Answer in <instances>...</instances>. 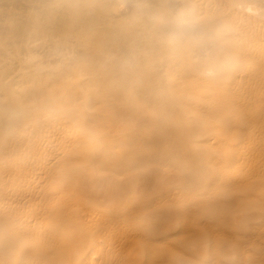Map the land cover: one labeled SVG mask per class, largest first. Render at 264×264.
Returning a JSON list of instances; mask_svg holds the SVG:
<instances>
[{
	"label": "bare ground",
	"instance_id": "6f19581e",
	"mask_svg": "<svg viewBox=\"0 0 264 264\" xmlns=\"http://www.w3.org/2000/svg\"><path fill=\"white\" fill-rule=\"evenodd\" d=\"M120 2L121 3L124 2V4H125L124 6H126V11H119V9L116 10V6ZM119 5H118V8H119ZM121 5L123 6V4H121ZM252 5L254 7H255V5H259L257 7L260 8V5L264 6V0H0V190H2L1 189L2 186H5L4 184L8 185V183H6L8 181L13 182V184L11 183L12 186L9 183V185L11 187H14V184L17 186L18 183L16 184V183H14V181L16 182L18 180L17 178H20V176H23V179H24V176L26 175L27 170L32 168L31 169V171H32L36 167L39 168L40 165L37 166L38 163L39 164H42L41 162H43V164L46 163L47 160L45 162H44V160H42L41 162H40V160L38 162H37V160H35V162L37 163L35 165H33V162H32V160H34L33 157H34L35 152H38L40 150L45 151V149H43V148L41 149V146L38 145L39 142H38V144L37 143L35 144L36 138L40 135L43 136L41 133L44 131L46 134H48L51 130H53V132H54L56 129L57 130L59 129V131H61V129L62 130L66 129L65 130V133H66L67 128L71 129V131H70L71 133L70 134L67 133V135L64 134V136L66 135L68 140L69 139L72 140V145L69 144L71 147H69L68 144H67L68 147L66 145H64L66 148L65 149L63 148V150L66 151L67 148H68L67 151L69 150L65 154V156H66L65 158L69 161V164L70 163H73V164L78 163V164H75L74 166L71 164V166H73V167H71L68 164H64L65 158H64V160L62 159V161H63L62 162L59 160V158H57L58 157L57 156L56 158L59 160V161H57V163L58 162H59V164L61 162L62 163L60 164L59 168H56L57 169V171L55 170L56 172L59 173L60 171L64 170L67 173L68 172L67 170L69 167H70L69 171L71 173L75 172V174H77L76 172L86 171L88 168L94 169V172H93L92 177L90 179H89L90 176L88 177V175L86 176V174H85V176H82V177L79 176L80 178L76 177V179H74L76 181V184L79 183L81 186V183H82L83 187L85 184H87L90 187L87 186L88 189L86 190V192H84L85 190L83 191V193L81 194V196H83V197L75 198V196H76L75 195L74 196L75 199L72 198L73 202H71V203H67L64 200V203H61L62 204L61 210L59 212H57L59 215L56 216V218L60 217V219L62 218V220H63V216L65 214L66 215L72 214V216L67 215L70 217V222L69 221L67 222V220H65V221L63 220L66 223L64 225H62V229L63 230L68 229L69 230L70 228L72 229L73 227H77V229H74V232H71L72 233V234H70L71 239L69 238L70 240L68 241V245H70V243L77 245V251L75 253H73L72 255L70 253L62 254V252H63L62 246L59 247V245H60V242H61V244L63 242L62 238L67 237V236L62 237L60 242H59V240L58 241L53 240V238H51L52 240L51 239L49 240L50 236H52V237L54 236V239L58 238V236L55 234L56 235V238H55V235H53L54 233L52 235H50L52 233L51 231H50V233H48V232L46 233V232L42 231L46 235L45 238H47V236L49 237L48 240L50 242L55 241V242H59V244H58V246H56V244L54 245V247L56 249V254L52 250V248L50 250L48 249L49 251L52 250L54 252L53 253L54 256L52 255L51 252H49V253H51V255L47 254V255L51 256V258H50L51 260L48 259V257H50V256L45 255V253H46L44 251L45 249L42 250V248L47 249L48 246L44 245L45 243L47 244V242L43 241L44 240V237H43L44 234L41 232V234H42L41 236L43 238L41 239L42 241L38 240V241H40L38 243L40 244L41 242H43V245L45 247L43 246L40 249V252L42 253L40 260L41 259L43 260V255H44L47 257L44 260H46V259L50 260V261L47 260V263L49 262V264H86V261L89 259L88 256H91L92 253L94 254L93 251H95V253L97 254L96 249H98V248H99V250L101 249L98 246L101 245L103 248V245L106 244V241H105V244H103V245L101 244V242L104 241V240L102 241V239H104L108 235H109L108 241L110 240V237L112 238L111 235H118V239L119 238L121 239L120 236H122V234H124V233L118 229L121 228L123 230L122 227H125L128 225L131 226V224H134V225H133V227L131 226L132 229H130V231L131 230L134 231L135 229H133V228H135L137 226L136 224L139 223L137 226L138 228L136 229V231L134 233H136L138 230H140V232L141 231H147V232L150 231V232H153L155 234H159V235L168 234L167 236H170V233L168 232L167 229H165V226L163 225L164 224L163 220L166 218V215H167L166 212H150V213L146 212V208H147V211H149L148 206L150 204L151 205L155 204L156 201L161 200L162 197H165L166 199H168V198L165 196L166 194H164V196H162L161 199L159 197L157 199H155L156 198L155 196H154L155 198L151 197L150 199H148L147 193H145L148 191L146 189V187L149 188L150 184L154 185L155 180L161 181L160 173L162 174L161 171H163V169H161V171H160V167H162L161 165H165V167L170 166L171 168L170 167L166 168L167 170L169 169L168 172L170 171V169L175 168V170H177V174H178L177 176H179V178L182 177L185 180L187 185L186 184H184V185H186L188 188L196 187V189H197V186H200L201 184H203L201 176L203 175L202 173L206 169V167L208 168V166H207L208 164L206 166L204 165V163H205L204 160L207 159L208 157L205 156L206 158L205 157L203 158L201 148L204 144H205V146H207V148L208 147L210 148L209 145H206V143H208L210 140L207 139L206 137H202V134L204 132L207 133L206 131H208V130L205 131L203 129L202 124H203V121L211 120V118H209L210 116L208 117L207 115H202L203 114L202 111H198V113L200 112L199 115H196L195 114L196 112L194 113V111H193V109L195 108L194 107L195 104L193 105L194 95L190 93V89L193 88V85H192V87L189 86L191 82L188 83V81L190 79H191V81L194 80V79H192V78H194V77H192L194 75H197V77H198L199 75L204 74V73H208V72L209 73L213 72V74L216 73V74L222 75V76L223 75L228 76V74L231 75V73H232L231 67L233 65L232 64L230 65V63L232 62V59L240 57V59L242 58L243 62H245L249 58L248 55L251 54V51L255 47L252 48V47H250L251 45L248 44L247 46L252 48V50H251L250 48L246 49L247 43H245L246 48H244L243 46L237 45V43H236L237 39L241 38L240 37L241 35L239 36V34H241L242 31L240 33H238L235 29L242 30V28L237 27V25H236L235 26L236 28L234 27L235 29H232L233 27H231V22L233 23V21H231V20L234 17V15H236L239 11L242 12V11H246V10L255 9L256 7L254 8ZM122 6H121V8H122ZM263 6H261L262 7L261 9L264 8ZM260 13H262V12H260ZM260 15H262V14H260ZM177 17H184L187 19H195L199 22L200 27H201L200 42L191 43L188 41H175L172 38L171 26H172L173 22L177 19ZM251 17L253 18V16H251ZM234 20L236 21L237 19H234ZM239 20H240V18H239ZM257 20H259V19H256V21ZM260 21H262V20H260ZM242 22L239 21L238 26L239 25L242 26L240 24ZM250 22H251V20H250ZM263 22H264V20H263ZM234 24H236V23H233V25ZM263 26H264V23H263ZM225 27H228L227 29L229 30L227 35H223L221 33V29L225 28ZM246 27H248V26H246ZM260 27H262V26H260ZM257 30H255V31L257 32ZM247 31H249V30H246V32H245V29H244L242 34L243 35L247 34ZM255 31H254V33H255ZM254 33L252 34V32H251L252 35H254ZM249 34L250 33H248V35ZM251 34L249 36L250 39L253 38L251 36ZM259 34H262V33H259ZM238 36H239V38H238ZM255 36H258V35L255 34L254 38H255ZM262 36H261V38H262ZM249 37H248V39H249ZM258 38H259V36H258ZM37 39H39L40 42L38 41L36 43H40L41 45L45 43V46L47 48V49L45 48V50L49 54V56L50 55L55 56V57H50V59L54 58L53 60H49L48 55H46V57H47L46 59H48V60H45V58H44V60H42V57L39 58L41 60H38V59L36 60L34 58V53L36 51L35 46L37 45L34 41L35 40L37 41ZM40 39L43 40L44 42L41 43ZM248 39H247V41H248V43H250L249 42L250 39L249 40ZM253 41L256 42V38H255V40L252 39V42ZM33 42H34V44H36L35 46H33ZM257 42H258V39H257ZM257 42H256V44H257ZM40 44L38 45V47L41 46ZM252 45L254 46V42ZM255 46H257V45H255ZM42 47H43V45H42ZM241 47H243V48H241ZM39 49H40V47H39ZM260 49L261 48H259L258 50H260ZM258 50H257V52L255 51L256 52L255 53L256 56L254 54L255 57H258L257 56L258 55L257 53L259 52ZM262 50H264V49H262ZM38 51L42 52L41 50H38ZM45 54L46 53H43L42 56ZM262 55H264V53ZM251 58H254V57H251ZM246 62H245V64H246ZM182 66L185 67V69H186L184 75H178V74L175 75L171 72L172 70L176 72ZM181 69H179V70H181ZM255 69H256V67H255ZM182 70H184V68ZM182 70H181V74L184 72V71L182 72ZM235 77L232 78L231 81H234V79H236ZM203 78H205V77H203ZM180 80L185 81V83H188L189 85L188 86L182 85V84H184V82H182V81L180 82ZM198 80H200V78ZM258 82H259V80H258ZM219 84L220 83H217V85H219ZM180 85H182V86H180ZM211 85L209 87L213 88L214 86H211ZM249 86H250V84H249ZM203 87L207 88L208 87L207 83H205V85ZM198 90H200V89H198ZM193 92H194V90H193ZM196 93L198 95V91ZM198 96L200 97V95H198ZM239 97H241V96H239ZM204 105H206V104H204ZM217 106H218V104H217ZM217 106H215V107H217ZM217 112H218V110H217ZM200 115H202V116H200ZM214 115H216V113H214L212 116L214 117ZM263 116H264V112H263ZM149 121H151V122H149ZM250 121L251 120H249V122ZM262 121H264V120H262ZM228 122H230V121H225V123H227V124H228ZM251 124H252V122H251ZM222 125H223V123H222ZM228 126H230V125H228ZM46 127H48V129L52 127V129L51 130L49 129V131H46L47 130ZM145 127L150 128V131H149V129H148V131H146ZM222 128H224L225 130L226 129L228 130L231 127L228 128V127H226V124H225L222 126ZM59 131H57V132H59ZM244 131H246V130H244ZM242 132H243V130L241 131V133ZM45 133H44V135H46ZM61 133H64V132H61ZM243 133H245V132H243ZM50 135H51V132H50ZM59 136H61V135H59ZM48 137H46V139ZM52 137L55 138V136H52ZM52 137H51V139H52ZM62 137H60V138L62 139ZM43 138H45V137H43ZM56 138L52 139V140H55V142H56V140H61L59 137H58L59 139H56ZM67 138H65L66 141H67ZM51 139H49V142H47V144H45V145H48L49 148H51L50 146H52L51 145L52 143H50L52 141ZM250 139H252V138H250ZM38 140H41V139H38ZM43 141H47V140H43ZM43 141L41 140L40 142H43ZM60 142L57 141V143H60ZM48 143H50V144H48ZM228 143H230V142H228ZM41 145H44V144L41 143ZM62 145H63V143H62ZM144 145H146V146H144ZM61 146H60V148H61ZM48 147H46V148H48ZM54 147H55V145H54ZM58 148L59 147H57V149ZM60 148L57 151V153L60 151ZM52 149H53V146H52ZM54 149L52 150V154H53V152H56V151H54ZM57 149H55V150H57ZM213 149L214 148L211 149L212 152L217 150V149H214V150ZM41 153H42V151H41ZM47 153H48L47 156H49L50 151ZM220 153H218V154H220ZM43 154H42V157L44 156V158H46L47 157L45 155L46 152ZM52 154H51V156H53ZM63 154H64V152H63ZM56 155H58V154H56ZM59 155H61L60 156V158H61L62 157L61 152ZM40 157H41V154H40ZM30 158H33V159L31 160ZM49 160L50 159H48V161ZM210 160L211 159H209V161ZM68 161H66V162H68ZM203 161H204V163H203ZM213 161H214V159H213ZM46 165H47V163H46ZM46 165H43V168H42L43 172L45 171L44 168L47 167ZM51 165L52 164H50L49 165L50 167H47V168H48V171L52 170V173H53V172H55L53 170V168L55 166L52 168ZM57 166L58 165H56V167ZM146 166H148V168H149V169H147L148 171H145L142 169L144 167L146 168ZM165 167H162V168L165 169ZM252 167H254V165ZM255 168H257V167H255ZM39 169H37V170H39ZM58 169L60 171H58ZM233 169L234 168H232V170ZM37 170L35 169L34 171L36 172ZM134 170H137V172L136 173L133 172ZM46 171H47V169H46ZM89 171L91 172V170H89ZM89 171L88 172L86 171V172L90 173ZM35 172L33 174L34 176L37 175ZM40 172L41 171H39V174H40ZM70 172H68V174H70ZM165 172H167V171H165ZM172 172H173V170L169 173L173 174ZM217 172L219 173V171H217ZM47 173L49 174L50 172H47ZM200 173H201V176H200ZM204 173H205L204 178H206V174H208V173H206V171ZM55 174H57V173H55ZM60 174L63 177H65V175L63 174V171L61 173L57 174L61 178ZM72 174H71V176H73ZM96 174H99V175H96ZM82 175H84V174H82ZM167 175L165 174V176H167ZM26 176H28V175H26ZM26 176H25V178H26ZM71 176H68L69 179H68V177H66L65 179L63 177H62L63 179H60L58 177L61 180V182L63 183V184L61 183V186H63L65 183V184H70V185H68V187H70L72 184V183H70V181H71L70 177ZM168 176L170 177V174ZM168 176L166 178H168ZM207 176H209V174ZM38 177H41V176L38 175ZM199 177H201V178L199 179ZM34 178L35 177H33L31 179V181ZM49 178H50V176H49ZM77 178H79V179H77ZM171 178H169V179H171ZM263 178L261 181H263ZM149 179H151L150 182H148ZM24 180L27 181V178ZM134 180H136V182L138 180H140L139 181V182H141V183H139L140 185L139 186L135 185L136 183ZM238 180H241V179H237L235 182H237ZM253 180H255V179H253ZM215 182H216V180H215ZM227 182H226V184H227ZM231 182H233L232 184H234L236 186L235 189H239V187L237 188V185H238L237 183H234V181H231ZM242 182H244V184H245V179ZM147 183L149 186H146ZM172 183H173V181H172ZM179 183H180V181H179ZM216 183L218 184V182H216ZM222 183H224V181H222ZM238 183H239V181H238ZM259 183L260 182H258V184ZM28 184H29V182H28ZM59 184H60V181H59ZM76 184H75V187L73 188V190L77 189V191H75L74 193L75 194L81 193V192H79L80 187L77 188ZM219 184H221V183L219 182ZM219 184H218V186H222L224 189L225 185L223 186V184L222 185H219ZM229 184L231 185L230 182H229ZM25 185H27V184H25ZM30 185L31 184H29L28 187H30ZM36 185H38V182ZM211 185L214 186L215 183L211 184ZM230 185H228V186H230ZM252 185L253 184H251V186ZM8 186L4 187V189H6V192L3 193L0 191V195H3V199H4L5 193H6L5 194L6 196H9L10 193H12V195L15 193V196L18 195V194L16 195V188L18 186L17 187L15 186L16 188H15V190H13V191H15L14 193L11 192L12 189H11L10 193L7 192ZM40 186H41V184H40ZM142 186L143 187L146 186L144 188L145 192L143 191ZM166 186H167V182H166ZM218 186L214 187V190L218 189L214 193H216L217 191H218L217 193H219V189H220L221 191L219 194H221L223 189L219 188ZM238 186H240V184ZM68 187H67V189L70 190V194H71V191L73 193V190L71 189V187H70V189ZM139 187L142 189L141 190L142 194H146L147 199H144L145 198L144 195H143L144 196L143 200L139 199L140 197L137 198L138 196L135 194L132 195L133 193H136V192L138 194V190H136V189H139L138 195H140L141 191H140ZM202 187H203V185H202ZM242 187H245V185L243 186V183L241 184V188ZM20 188H23V192H24L25 187L21 186ZM64 188L62 190L63 192H64ZM162 188H163V185H162ZM162 188L160 187V189H162ZM170 188H171V190H170ZM170 188H169L170 192L171 191L173 192L176 190L175 188H172V187H170ZM229 188L230 187L225 188L227 195L231 191V190H229ZM4 189H3V191H5ZM28 189L26 188V191H28ZM172 189H174V190H172ZM177 189L180 190V188H177ZM196 189H194V192H196ZM227 189L229 191H227ZM230 189H234V188L231 187ZM9 190L10 189H8V191ZM59 190H60V188H59ZM80 190H82V189H80ZM135 190H136V192H135ZM179 190L177 192H179ZM181 190H183V189H181ZM185 190L183 192L184 195L187 192V190H186V192H185ZM191 190H193V189H190L188 191L189 193L187 192L190 195L193 192ZM207 190L212 192L211 191L212 189H210L209 186H208ZM30 191H28V193ZM197 191H198V189H197ZM209 191H204L205 196L210 195L209 193H207ZM224 191L225 190H223V192ZM21 192L22 191H20V193ZM66 192L69 193V191H66ZM66 192H64V193H66ZM157 192H158V190H157ZM160 192L161 191H159L158 193H160ZM172 192L170 194H172ZM194 192L192 195H194ZM32 193H34V191ZM163 193H165V192H163ZM180 193H182V192L180 191ZM183 193H182V195H183ZM187 193H186V196L188 195ZM7 194H9V195H7ZM34 194H36V193H34ZM38 194H40V193H38ZM170 194H169V196L171 197ZM174 194L175 193H173V195ZM213 194H212V196L214 197ZM22 195H26V194L22 193ZM22 195H18V196H21V197H19L20 199H18V201L19 200L21 201V198H22V200H25V199L28 200V198L31 197V195H29L28 198H26L27 196H24L25 199H23L24 197H22ZM153 195L158 196V194L157 193L155 194V192ZM159 195H162V194H159ZM190 195H188L187 197H190ZM192 195H191L192 198H195V199L200 201V199H198V197L196 198V194L194 195L195 197H193ZM70 196L64 195V197H66L64 199H68V198L70 199ZM135 196H137V197H135ZM183 196H182V199H184ZM251 196H252L251 194H248L245 196L237 195V196H234L232 199H229L230 197L228 199L231 201L230 205H237L240 203L251 202L250 201L252 198ZM13 197L14 196H12V198L8 197L7 200L11 201V199H13ZM179 197H181V195ZM179 197L177 196V198H179ZM203 197L204 196H202V194H201V197H200L201 201L200 202L203 205L205 204L204 207L206 208L209 205V203L207 204V202L210 201L209 200L210 198L208 196L209 201L207 200V202L202 203V202H204L202 200ZM212 198H211V200H212ZM262 198H264V197H261V199ZM72 199H70V200L72 201ZM164 199H162V200L164 201ZM171 199L173 201H175L173 198H171ZM171 199L170 200L168 199V200L171 201ZM205 199H206V197H205ZM253 199H257V198H255V195H254ZM4 200H6V199H4ZM33 200H34V198L30 201H33ZM136 200H138V201H136ZM168 200L164 204H166L168 202ZM188 200L189 199H184V201L182 200L184 203L183 202H181V203L186 205L189 203ZM229 200H225V201L221 200V201L226 203ZM257 200H259V199H257ZM12 201H15V200H12ZM18 201H17V203H18ZM20 201H19V203L22 204L23 202L22 201L20 202ZM30 201H29V203H31ZM163 201H161V202H163ZM262 201H260V202H262ZM1 202H0V205H1ZM50 202L51 201H49V203ZM178 202H177V204H178ZM190 202H191V200H190ZM192 202L195 203L196 201L194 200ZM26 203H28V202H26ZM168 203H171V202H168ZM191 203H190V205L192 207H194L195 204L193 203L194 204L193 205ZM5 204H7V201ZM10 204H11V202H10ZM23 204H22V208H23ZM157 204H159V202H157L155 205H157ZM172 204H175V202L174 203L172 202ZM182 204H180V206H182ZM198 204L200 205V203H198ZM211 204H213V203H211ZM17 205L18 204H16L14 207H16ZM151 205H150V209H152ZM217 205H218V203H217ZM6 206H3L2 208H4V207L6 208ZM19 206H20V204L18 205V208L21 209V206L20 207ZM159 206H161V208H162V206L164 207L165 205L160 203ZM159 206L158 205L154 206L155 210L157 208H159ZM168 206L169 205H166L165 207H168ZM10 207L11 206L9 205V208ZM184 207L182 209H185ZM195 207H198V206H195ZM244 207H245V205H244ZM0 208H1V206H0ZM5 208L3 209L4 211H5ZM176 208H177V212H178V210H179L178 206ZM198 208H200V206ZM6 209H8V207ZM13 209H15V208H13ZM16 209H17V207H16ZM19 209H17L16 211H17L18 215L19 214L21 215V213L18 212ZM166 209H164V210H166ZM8 210H10V209H8ZM8 210H6V212H4V211L0 212V214L1 213L3 214L2 217H4L5 213L8 215V213L10 211H12V210H10L7 213ZM39 210H42V209L40 208ZM45 210L46 209H44L43 211H45ZM186 210L187 209H185V211L183 210L184 212H186V215H187V213L192 214L194 211L198 212V209L197 210L193 209L194 211L191 209L192 211L190 213H189V209L187 211ZM212 210H214L213 207H212ZM232 210H234V209L232 208ZM235 210L237 211V209H235ZM35 211L36 210H34V212ZM252 211H253V207H252V209H249L248 214H251ZM25 212H24V214H27V212L26 213ZM34 212L33 213L31 212V214H33V217L35 218L34 214L38 215V213L40 211L39 212L36 211L38 213H34ZM47 212H49V214H51V215L56 214L53 212V210L51 212L50 209ZM180 212H182L181 209L178 212L180 214V215H178L179 216L178 218H180L179 220L181 222V219L183 217L181 218L180 216H184V215H181ZM237 212H239V211H237ZM82 213H85V214L88 213L87 215H89V213H92L94 215L93 216L95 218V226L93 225L94 228H92V226H90L93 224L90 221H88V223H91V224L88 226L91 228H89V227L87 228L83 225V218H85V217L82 215ZM201 213L199 212V214H201ZM252 213L254 214L255 212H252ZM6 214H5V217H9V215L6 216ZM14 214H15V212H14ZM17 214H16V216H17ZM28 214L30 216L29 212H28ZM40 214L42 215V213H40ZM182 214H183V212H182ZM212 214H210V215H212ZM11 215L12 214H10V217L13 216V215L12 216ZM43 215H44V213H43ZM192 215L194 216L195 213H193ZM255 215H257V213ZM0 217H1V215H0ZM31 217H32V215H31ZM145 217L147 219H145ZM189 217H190V215H189ZM209 217H212V216H209ZM216 217H217V215H216ZM226 217H227V215H226ZM9 218H7V221ZM25 218H28L29 221L31 220L28 216ZM25 218L22 220V222L25 221ZM38 218H40V217L37 216L36 223L38 222L37 221ZM46 218H48V217H46ZM64 218L67 219L68 217H64ZM18 219L15 218L14 221L17 222ZM88 219L90 220V218H88ZM144 219H145V221L146 220L149 221V223L143 224ZM205 219H206V217H205ZM40 220H42V219L40 218ZM53 220L51 221L52 225L50 223V225L52 227L51 226H49V227L53 228V230L55 232L58 230V229H56L55 226H58L59 224L56 223L57 225L55 224V226H53V223H54ZM62 220L57 219L58 222L60 221V224H61ZM86 220H87V218H86ZM139 220L140 221L142 220L143 223H141ZM3 221H0V222L3 223ZM9 221H11L9 223L12 224L13 217H12V220L9 219ZM26 221H27V219H26ZM34 221H35V219H34ZM160 221H161V223H160ZM27 222H25V223L28 224L29 222L28 223ZM203 222H204V220H203ZM2 223H1V226H2ZM16 225H13V227L14 226L16 227ZM30 225H31V223H30ZM34 225H35L34 227H32L33 225L31 226L32 228L30 227L31 228L30 230L32 232L38 231V229H37L38 227L35 228L37 225L36 224H34ZM77 225H79V226H77ZM182 225L180 224V226H182ZM4 226H6V225H4ZM8 226H9V224H8ZM23 226L25 227V225H23ZM46 226H48V224L45 225V227ZM168 226H170V225H168ZM190 226H193V225H190ZM13 227H10V228H13ZM17 227H19V226L17 225ZM24 227L23 228L20 227L22 229V230L20 229V231L18 229L16 230V228H14V230H16V232L13 234H16V235L18 234V238L13 237L12 235L9 236L8 234L4 233V230L0 231V240L2 241V246L0 247V264H27L28 263L27 260L29 262L32 260V259L30 260V257L32 256V254L38 256V254L40 253L37 250L38 249L37 247L39 246V245L37 246L38 243H36V245L32 246L34 249L33 250L30 248V246L33 243L30 244V241L28 240L29 244H30V246H29L27 243L28 241H25L24 239L21 238L22 236L19 235V232L23 231ZM42 227H43V225H42ZM42 227H39V229ZM128 227L127 228L125 227V228L128 230L129 229ZM34 228L37 230H32ZM182 228H184V227L182 226ZM187 228L188 229L192 228V229H190L191 232H190V230L188 231V232H190V234H187V237H188V235H193L194 232H192V230L196 229V227H188V225H187ZM207 228H209V227H207ZM43 229L45 230L44 227H43ZM71 229H70V231H72ZM188 229H186V231ZM49 230L50 229L48 228L45 231H49ZM127 230H124V232ZM179 230H181V229H179ZM182 230L177 231V232L180 233V232H182ZM197 230H195V231H197ZM31 231H28V232H31ZM116 231H118V234H116L117 233ZM133 231H131V233H133ZM25 232L27 233V230ZM177 232H175V233H177ZM200 232H201V229H200ZM33 233H36V232H33ZM125 233H127V232H125ZM128 233H130V232H128ZM144 233L141 232V238H145V236H147V234L142 236ZM10 234H12L11 231H10ZM22 234H23V237L26 235V234L24 235V233H22ZM28 234H30V233H27L26 239L28 238V236L31 237ZM36 234L32 235V236L36 237ZM47 234H49L50 236ZM130 234H128L129 236L124 235L123 237L124 238L125 237L132 238L130 236ZM209 234H210V231H209ZM139 235H137V236L140 237ZM173 235H174V233H173ZM227 235H230V233L229 234L227 233ZM39 236L40 235L37 236V239L39 238ZM59 236H61V235H59ZM172 236H170V237H172ZM180 236H181V233H180V235H178V237H180ZM210 236H212V234H210ZM113 237L115 238V240L117 242L118 241L117 236H113ZM215 237L217 238V240H219V238H220V240H222V241H225V239L227 238V236H225L226 238L225 239L223 238L224 239L223 240V239H221V237L218 238L216 235H215ZM215 237H213V239ZM20 238L25 242H22L20 240ZM141 238H138L137 240L134 238L135 239L134 242H136L135 245L137 244V246L140 247V245L137 243V241L141 240ZM163 238H161V239H163ZM161 239L159 240L156 237L154 239L145 238V241L147 243L146 245L151 244V246L149 245V247H147L148 251H149V248H151L153 246L152 245L153 243H154V246H158L155 244L158 240H159V244H161L160 242L165 241L166 242L165 245H167V242H170L168 240L166 241V240H161ZM167 239H169V238L167 237ZM210 239L212 240V238H210ZM45 240L47 241V239H45ZM131 240H133V238ZM194 240L196 241V239H194ZM231 240H234V239H230V241ZM120 241H118L117 244L120 243ZM122 241L123 242L125 241V244L123 242H121V243H123L122 244L123 246L121 245L122 246L121 248L119 246L121 243L119 245H117L116 242L115 243L113 242L114 244H116V246H119L120 250H122V248H123V250L120 253H122L124 251L125 245H126L125 251L127 250V246L129 243L126 240H122ZM187 241H189V240H187ZM35 242H37V241H35ZM50 242H48V243L50 244ZM126 242H127V244H126ZM134 242H133V244H134ZM200 242H201V240H200ZM200 242L197 241V243H200ZM231 242H233V241H231ZM109 243H110V241H109ZM113 243H112V246L114 247ZM49 244H47V245H49ZM51 244H53V242ZM191 244L193 245V242ZM236 244H238V243H236ZM247 244H248V242H247ZM0 245H1V242H0ZM41 245H42V243L40 244L39 247H41ZM64 245H67V243ZM129 245H130V243H129ZM194 245H195V243H194ZM109 246L111 247V244ZM116 246H115V248H116ZM159 246H158V248L163 247L161 251H164L163 250L164 245L161 244ZM195 246H193L192 248L195 249ZM50 247H52V246H50ZM54 247H53V249H54ZM133 247H134V245H133ZM165 247H169V246H165ZM175 247L176 246H174V249H175ZM239 247L240 246H238V251H239ZM23 248H24V253L22 254L23 258H17L16 255L20 254L22 252ZM65 248H66V246H65ZM128 248H129V246H128ZM131 248H129V249H131ZM135 248H137V247H135ZM189 248H191V247H189ZM220 248L221 247H219L218 250H220ZM104 249H105V246H104ZM104 249H103V251L107 252ZM129 249L127 251H129ZM137 249L140 250L139 248H137ZM221 249H223V248H221ZM225 249H226V246H225ZM57 250H60L59 252H61V251L62 252L57 253ZM64 250H66V249H64ZM110 250H112V249H110ZM110 250H108V253ZM117 250H118V247H117ZM150 250L152 252L154 251L153 248H151ZM226 250L223 249L224 252H222V250H220L223 254L221 252L220 253L222 255H224ZM241 250H243V249H241ZM67 251H68V247H67ZM112 251H114V250H112ZM127 251H126V253L124 252L125 257H126ZM151 251H149L147 254L148 257H150V258L153 255L151 253ZM158 251H157V248H155L156 254ZM165 252H167V251H165ZM176 252H179V251H176ZM205 252H206V250H205ZM90 253H91V255H90ZM113 253L115 254V252H112V254ZM124 253H122L123 254L122 257L124 256ZM158 253L160 254V251ZM167 253H171V252H167ZM217 253H219V252L217 251ZM217 253H215V254H217ZM57 254H61V255L59 256ZM150 254H152V255L150 256ZM238 254H240V253L238 252ZM98 255H101V254L98 253ZM102 255H104V254H102ZM167 255H166V258H167ZM110 256H111V254H110ZM118 256H121V255H118ZM138 256H140V255H138ZM154 256H155V254H154ZM168 256L170 257V254ZM183 256H184V258H189L188 255L183 254ZM39 257H40V255H39ZM85 257H87L88 259L86 260ZM115 257H116V255H115ZM125 257H123V258H125ZM129 257L131 258V256H129ZM129 257H127V258H129ZM213 257H214V255H213ZM213 257H211L212 260L214 259ZM217 257L218 256L215 255V259ZM31 258H33V257H31ZM91 258H93V256ZM191 258L192 257L190 256V259ZM105 259L106 258H104V260ZM111 259H112V257L110 258V261H111ZM152 259H151V261L153 262L154 260H152ZM91 260L92 259H90V261ZM147 260H150V259H147ZM160 260H162V259H160ZM216 260L218 261V259H216ZM216 260H214V261H216ZM105 261H101V263L99 262V264H103L102 262H105ZM116 261L117 260H115L114 262H116ZM158 261L159 260H157L156 262H158ZM162 261H164V260H162ZM165 261H167V260L165 259ZM165 261H164V263H165ZM214 261H212V263ZM40 262H36L33 264H37ZM123 262L125 263V260ZM150 262H148V263H150ZM156 262H153V263L155 264ZM91 263H92V261H91ZM107 263H109V262H107ZM126 263H128V262H126ZM164 263H162V264H164ZM29 264H31V262ZM42 264H43V262H42ZM45 264H46V261H45ZM92 264H94V261ZM117 264H119V263L117 262ZM121 264H123V263L121 262ZM144 264H147V263H144Z\"/></svg>",
	"mask_w": 264,
	"mask_h": 264
},
{
	"label": "rangeland",
	"instance_id": "374dc122",
	"mask_svg": "<svg viewBox=\"0 0 264 264\" xmlns=\"http://www.w3.org/2000/svg\"><path fill=\"white\" fill-rule=\"evenodd\" d=\"M120 4V5H119ZM118 5H119V8H118V5L116 6V10H118L119 9V11H126V6H124L125 4H124V2H120ZM121 4H123V6L121 5ZM121 6H122V8H121ZM253 6V5H252ZM257 6H259V5H255V7L257 8H255L254 6V8L255 9H251V10H246V11H239L236 15H234V17L236 16H238L237 18L235 17H233L234 19H237L236 21L232 18V20L231 21H233V23H236V24H234L233 25V23L231 22V27H233L232 29H235L236 27V25H237V27H240V28H242V30H240L239 28V30H237V29H235L238 33H240L241 31V34H239V36L241 37V38H239V36H238V38L239 39H237V45H239V46H243L244 48H246L245 47V43H247L246 44V46L248 45V44H250L251 46L250 47H252V48H254L253 50H252V48H250V47H248L247 46V48L246 49H248V48H250L252 51H251V54L250 55H248L249 56V58L245 61L246 62V64H245V62H243V60H242V58L240 59V57L239 58H234V59H232V62L230 63V65L232 64L233 66L231 67V75H229L228 74V76L227 75H218V74H213V72H208V73H204V74H201V75H199L198 77H197V75H194V76H192V77H194V78H192V79H194V80H192L191 81V79L188 81V83H190V85L188 84V83H185V81H183V80H180V82L182 81V82H184V84H182V85H189V86H191L192 87V85H193V88H191L190 89V93L191 94H193L194 95V101H193V105H194V109H193V111H194V113L196 114V115H199L200 114V112L198 113V111H202V115H207L209 118H211V120H205V121H203V129L206 131V130H208V131H206L207 133H203L202 134V137H206L207 139H209L208 141L210 142H208V143H206V145H209L210 146V148L212 149V148H214V149H217V150H215L214 152H212L211 151V149L208 147L207 148V146H205V144L202 146V148H201V152H202V156H203V158L206 156V157H208L207 159H205L204 161H205V163H204V161H203V163H204V165L206 166L207 164V166H208V168L206 167V169L203 171V175L201 176V173H200V176L202 177V182H203V184H201L200 186L202 187V185H203V187L201 188L200 186H197V189H198V191H197V189H196V187H192V188H188L186 185V182H185V180L181 177V178H179V176H177L178 174H177V170H175V168H172V169H170V171L169 172H171L172 170H173V174H171V173H169L168 172V170L166 169V168H168V167H170V166H166L165 167V165H161L162 167H165V169L164 168H162V167H160V171H161V169H163V171H161L162 172V174L160 173V175H161V181H157V180H155V183H154V185H151L150 184V186L148 185V183H147V185L146 186H149V188H147L146 186H142L143 188V191H144V188L146 187V189L148 190L147 192H145V193H147V197H148V199H150L151 197H153V198H155V199H157L158 197L161 199V197L162 196H164V194H166L165 196L170 200L171 198H173L175 201H173L172 199H171V201H169L168 199H166L165 197H162V199H164V201L161 199V200H155L156 201V203L157 202H159V204H157L158 206L160 205V203L161 204H163V205H169L168 207H163L162 206V208H161V206H159V208H157L156 210H155V207L154 206H157V205H155V204H150L151 205V207H152V209H150V205L148 206V210L149 211H147V208H146V212H148V213H150V212H166V220L164 219L163 221H164V226H165V229H167L168 230V232L170 233V236H172L173 235V233H174V235L172 236V237H170V236H167L168 234H161V235H159V234H155V233H153V232H150V231H141V232H145L142 236H144V235H146L147 234V236H145V238H152V239H154L155 237L156 238H158L159 240L161 239V238H163V239H161V240H168V241H170V242H167V245H165L166 244V242L165 241H163V242H160L161 244H163L164 245V251H161L162 250V248H158V246L159 245H161V244H159V240L155 243L156 245H158V246H154V243L152 244L153 246L151 247V248H153L154 249V251L152 252L150 249L151 248H149V251H151V253L153 254H150V256H151V258L150 257H148V248L147 247H149V245L151 246V244H149V245H146L147 243H146V241H145V238H141V232H140V230H138L136 233H134L135 231H136V229L138 228L137 226H138V224H136L134 227L135 228H133V229H135L134 231L133 230H131V231H133V233H131V231H130V229H132V227H133V225L134 224H131V226L130 225H128V226H125L126 228L128 227L129 229V231L125 228V227H122L123 228V230L120 228V229H118V230H121V232H123L124 234H122V236H120L121 237V241L118 239V235H111L112 236V238L110 237V243H109V241H108V239H109V235L107 236V237H105L104 239H102V241L103 242H101V244L103 245V244H105V241H106V244L105 245H103V248H102V246L101 245H99L98 247H100L101 249L99 250V248L98 249H96L97 250V254L95 253V251H93L94 252V254L92 253V255H91V253H90V255L91 256H88L89 257V259L87 258V257H85L86 258V264H92L93 263V261H94V264L96 263H98L99 264V262L101 263V261H105L106 259V261L105 262H102L103 264H117V262L119 263V264H121V262L123 263V264H144V263H147V264H152L153 262H156L157 260H159L158 262H156L155 264H162V263H164V261H165V259L168 261H165V263L164 264H264V198H262L261 199V197H264V121H262V120H264V116H263V112H264V55H262L263 53H264V50H262V49H264V26H263V20H264V8L263 9H261L262 7L261 6H263V5H260V8L259 7H257ZM264 7V6H263ZM125 9V10H124ZM260 9V10H259ZM253 10V11H252ZM262 12V13H260V12ZM246 12V13H245ZM240 13V14H239ZM258 13V14H257ZM262 14V15H260V14ZM246 14V15H245ZM243 15V16H242ZM247 16V17H246ZM251 16H253V18L251 17ZM239 18H240V20H239ZM243 18V19H242ZM259 19V20H257L256 21V19ZM262 18V19H261ZM253 19V20H252ZM243 21L242 23H240L242 26H238V22L239 21ZM250 20H251V22H250ZM260 20H262V21H260ZM259 22V23H258ZM248 23V24H247ZM261 23V24H260ZM247 24V25H246ZM252 24V25H251ZM257 25V26H256ZM246 26H248V27H246ZM260 26H262V27H260ZM235 27V28H234ZM228 27H225V28H222L221 29V33L223 34V35H227V33H228V29H227ZM245 29V32H246V30H249V31H247V34H245V35H243L242 33H243V31H244V29ZM251 28V29H250ZM258 29V30H257ZM260 29V30H259ZM255 30H257V32L255 31ZM254 31H255V33H254ZM263 31V32H262ZM244 32V33H245ZM251 32H252V34L254 33V35L256 34V35H258L259 36V38H258V36H255V38H256V42H257V39H258V42H257V44H256V42L255 41H253L254 42V46L252 45L253 44V42H252V39H254L255 40V38H254V35H252L251 34ZM248 33H250L251 34V36L253 37H251L252 39H250V34L248 35ZM259 33H262V34H259ZM247 35V36H246ZM262 36V38H261V36ZM248 37H249V39H250V43H248V41H247V39H248ZM248 39V40H249ZM41 40V39H40ZM39 41V39H37V41L35 40L34 42L36 43V42H38ZM34 42H33V46H35L36 44V46H35V48H36V51H35V53H34V58L37 60H41V59H39L40 57H42V60H44V58H45V60H53L54 58H51L50 59V57H55L54 55H50L49 56V54L46 52V50H45V48H46V46H45V43L44 44H42L43 45V47H42V45L40 44V43H36V44H34ZM40 42V41H39ZM44 41L43 40H41V43H43ZM41 45V46H39L40 47V49H39V47H38V45ZM255 45H257V46H255ZM238 46V47H239ZM243 47H241V48H243ZM261 48L260 50H258L259 48ZM44 48V49H43ZM41 50L42 52H40V51H38V50ZM44 51H43V50ZM47 49V48H46ZM181 49V48H180ZM257 50L259 51L257 54V56L258 57H255L256 56V52H257ZM250 51V50H249ZM248 51V52H249ZM254 51V52H253ZM256 51V52H255ZM261 51V52H260ZM43 53H46L45 55H43L42 56V54ZM249 54V53H248ZM254 54H255V56H254ZM46 55H48L49 56V58L48 59H46L47 57H46ZM45 56V57H44ZM254 57V58H251V57ZM258 59V60H257ZM253 60V61H252ZM49 62V61H48ZM244 63V64H243ZM183 67V66H182ZM181 67V68H182ZM255 67H256V69H255ZM181 68H179V69H181ZM184 68V70H182ZM181 70H182V74H181V70H177L176 72L175 71H171L173 74H175V75H184L185 74V71H186V69H185V67H183ZM244 68V69H243ZM180 71V72H179ZM241 72V73H240ZM254 72V73H253ZM248 73V74H247ZM252 73V74H251ZM235 74V75H234ZM243 74V75H242ZM236 78V79H234V81H231V79L232 78H234L233 76ZM248 77H247V76ZM254 75V76H253ZM201 76V77H200ZM257 76V77H256ZM203 77H205V78H203ZM219 79H218V78ZM223 77V78H222ZM200 78V80H198V79ZM239 80H238V79ZM252 78V79H251ZM246 80V81H245ZM258 80H259V82H258ZM218 81V82H217ZM179 82V83H180ZM205 83H207V88L206 87H203L204 85H205ZM217 83H220L219 85H217ZM237 83V84H236ZM202 84V85H201ZM211 86H214L213 88L212 87H209L210 85ZM228 84V85H227ZM249 84H250V86H249ZM182 85H180V86H182ZM237 85V86H236ZM236 86V87H235ZM249 86V87H248ZM252 86V87H251ZM234 87V88H233ZM209 88V89H208ZM194 90V92H193V90ZM197 89V90H196ZM198 89H200V90H198ZM211 89V90H210ZM218 89V90H217ZM220 89V90H219ZM196 90V91H195ZM198 91V95H200V97L197 95V92ZM248 91V92H247ZM240 93V94H239ZM239 96H241V97H239ZM199 97V98H198ZM252 97V98H251ZM201 99V100H200ZM244 99V100H243ZM251 102V103H250ZM200 103V104H199ZM218 104V106H217V104ZM204 104H206V105H204ZM216 104V105H215ZM260 105V106H259ZM215 106H217V107H215ZM197 108V109H196ZM206 108V109H205ZM219 108V109H218ZM251 108V109H250ZM204 109V110H203ZM217 110H218V112H217ZM150 112V111H149ZM207 114H206V113ZM209 112V113H208ZM212 112V113H211ZM216 113V115H214V117L212 116L214 113ZM198 113V114H197ZM205 113V114H204ZM250 114V115H249ZM202 115H200V116H202ZM255 117V118H254ZM259 117V118H258ZM263 117V118H262ZM208 118V119H209ZM252 118V119H251ZM249 120H251L250 122H249ZM225 121H230V122H228V124L227 123H225ZM257 121V122H256ZM149 122H151V121H149ZM251 122H252V124H251ZM222 123H223V125H225L226 124V127H231V128H229L228 130L226 129H224V128H222ZM246 123V124H245ZM257 124V125H256ZM228 125H230V126H228ZM217 126V127H216ZM261 128V129H260ZM47 129V130H46ZM46 131H49V129L51 130L52 129V127L51 128H49L48 129V127H46ZM148 129H149V131H150V128H148V127H145V130L146 131H148ZM66 130V129H65ZM65 130H62L61 129V131H59V129L57 130H55L54 132H53V130H51L50 132H51V135H50V132L48 133V134H46L45 133V131L44 132H42L41 134L43 135V136H38L37 138H36V142H35V144L37 143L38 144V142H39V144L38 145H40L41 146V149L43 148V149H45V151H43V150H40V151H38V152H35V154H34V160H32L33 158H30L31 160H32V162H33V165H35V164H37L36 162H35V160H37V162L40 160V162L42 161V160H44V162L47 160L48 161V159H50L48 162L46 161V163H47V165H46V163H44L43 164V162H41L43 165H46L47 167H50L49 165L50 164H52L51 166H52V168H53V170L55 171H57V169L56 168H59V166H60V164L63 162L62 161V159L64 160V158L66 157L65 156V154H66V152H68L67 151V149H66V151L65 150H63V148L65 149L66 147L64 146V145H66L67 146V144H68V146L69 147H71L69 144H71L72 145V140L71 139H69L68 140V138L66 137V135H67V133H71L70 131H71V129H69V128H67V131H66V133H65ZM203 130V131H204ZM243 130V132H245V133H241V131ZM244 130H246V131H244ZM260 130V131H259ZM57 131H59V132H57ZM56 132V133H55ZM61 132H64V133H61ZM44 133L46 134V135H44ZM53 134V135H52ZM55 134V135H54ZM63 134V135H62ZM64 134H66L65 136H64ZM263 134V135H262ZM49 137H48V136ZM57 135V136H56ZM59 135H61V136H59ZM211 135V136H210ZM52 136H55V138L56 139H59L60 137H62V141L61 140H56V142H55V140H52V139H55V138H53ZM253 136V137H252ZM43 137H45V138H43ZM46 137H48L47 139H46ZM51 137H52V139H51ZM59 137V138H58ZM259 137V138H258ZM43 138V139H42ZM64 138V139H63ZM65 138H67V141H66V139ZM211 138V139H210ZM247 138V139H246ZM249 138V139H248ZM250 138H252V139H250ZM38 139H41L42 141L43 140H47V141H43V142H40L41 140H38ZM49 139H51L52 141L50 142V143H52L51 145L53 146V149L55 148V149H57V147H59L60 148V146L62 145V143H63V147L61 146V148H60V151L57 153V151L59 150V148L57 149V150H55L54 149V151H56V152H53V154H52V146H50L51 148H49L48 147V145H45V144H47V142H49ZM202 139V138H201ZM224 139V140H223ZM67 142H65V141ZM212 140V141H211ZM215 140V141H214ZM57 141L58 142H60V143H57ZM249 141V142H248ZM65 142V143H64ZM228 142H230V143H228ZM41 143L42 144H44V145H41ZM50 143H48V144H50ZM227 143V144H226ZM259 143V144H258ZM55 145V147H54V145ZM58 144V145H57ZM263 144V145H262ZM57 145V146H56ZM60 145V146H59ZM67 146V147H68ZM144 146H146V145H144ZM46 147H48V148H46ZM205 147V148H204ZM217 147V148H216ZM231 148V149H230ZM48 151H47V150ZM210 149V150H209ZM213 149V150H214ZM64 152V154H63V152ZM41 151H42V153H41ZM50 151V153H49V156H47V152H49ZM205 153H204V152ZM211 151V152H210ZM46 152V158H44V156L42 157V154L43 153H45ZM60 152H61V154H62V157L60 158V156L61 155H59L60 154ZM221 152V153H220ZM55 153V154H54ZM204 153V154H203ZM218 153H220V154H218ZM37 154V155H36ZM40 154H41V157H40ZM51 154L53 155V156H51ZM56 154H58V155H56ZM36 155V156H35ZM44 155V154H43ZM64 155V156H63ZM38 156V157H37ZM51 156V157H50ZM58 156V157H57ZM59 158V160L60 161H62L60 164H59V162L57 163V161H59L57 158ZM205 157V158H206ZM236 157V158H235ZM241 157V158H240ZM243 157V158H242ZM27 158V157H26ZM36 158V159H35ZM44 158V159H43ZM224 158V159H223ZM245 158V159H244ZM209 159H211L210 161H209ZM213 159H214V161H213ZM216 159V160H215ZM52 160V161H51ZM56 161V162H55ZM65 162H64V164H68V165H70L71 166V164L74 166L75 164H78V163H70L69 164V161L65 158V160H64ZM66 161H68V162H66ZM51 162V163H50ZM210 162V163H209ZM212 162V163H211ZM240 164H239V163ZM223 163V164H222ZM42 164H39L38 163V165L37 166H39L40 165V169L38 168V167H36L35 169L37 170V169H39V170H37L36 172L34 171L35 169H33L32 171H31V169H29V170H27V172H26V175H28V176H26V178H27V181L26 180H24V179H26L25 178V176H24V179H23V176H20V178H17L18 180L15 182L14 180V183H18L17 184V186L20 188L21 186L22 187H25L24 189V192H23V188H18L15 184H14V187H11L12 186V184H13V182L11 181H8V182H6V183H8V185H9V183H10V187L7 185V184H4L5 186H2V190H0L1 192H6V189H4V187H6V186H8L7 188L8 189H10L9 191H8V189H7V192L8 193H10V191H11V189H12V191L11 192H15V191H13V190H15V188H16V195L18 194V195H22V193L23 194H26V195H22V197H24V196H27L26 198H28V196L29 195H31V197H29L28 198V200L30 201V200H32L33 198H34V202L33 201H30L31 203H29V201L28 200H26L25 199V197L23 198V199H25V200H22V198H21V201L25 204H23V208H22V204L21 203H19V201H18V199H20L19 197H21V196H15V193L12 195V193H10V195L9 194H7V195H9V196H6L5 194H4V199H6V200H4L3 199V195H0V202H1V208L3 207V206H6V208L8 207V209H10V210H12V211H10V210H8V209H6L5 207V211L3 210L4 208H0L1 210H0V212H2V211H4V212H6V210H8L7 211V213L9 212L10 214H14V212H15V214L12 216L13 217V222H12V224L13 225H18L19 227H17V225H16V227L14 226L13 227V225L11 224V223H9V222H11V221H9V219L10 220H12V217H10V214L8 213V215H9V217H5V214H4V217H2V213L0 214L1 215V217H0V221H3V223L2 222H0V231H3L4 230V233H6V234H8L9 236L10 235H12L13 237H17L18 238V234L16 235V234H13V233H15L16 232V230L18 229L19 231H20V229L21 228H23L24 226L23 225H25V227H24V229H23V231H21V232H19V235L20 236H22L21 238L22 239H24L25 241H30V244L31 243H33L31 246H30V244H29V241L27 242L28 243V245L30 246V248L31 249H33V247L32 246H34V245H36V243H38V242H40V241H42L41 239L44 237V240L43 241H45V242H47V244H49L48 242H50L49 240L51 239V238H53V240H59V242H60V240H61V238L62 237H64V236H67V237H64V238H62V244H61V242H60V245H59V247L60 246H62V250H63V252H62V254H65V253H70L71 255L73 254V253H75L76 251H77V245H74V244H72V243H70V245H68V241L71 239V235L70 234H72L71 232H74V229H77V227H73L71 230L72 231H70V229L68 230H63L62 229V225H64L66 222H64L65 220H67V222L69 221L70 222V217L69 216H72V214L71 215H69V214H67V215H69V216H67L66 214L63 216V220H62V218L60 219V217H57L56 218V216L57 215H59L57 212H59L60 210H61V208H62V204L61 203H64V200H65V202H67V203H71V202H73V199L72 198H74V196H75V198H79V197H83V196H81V194L83 193V191L84 192H86V190L88 189L87 188V186H89V185H87V184H85L84 185V187H83V184L81 183V186H80V184L78 183V184H76V181L74 180V179H76V177H79V176H85V174H86V176L88 175V177H89V179L92 177V174H93V172H94V169H92V168H88L86 171L88 172L89 170H91V172L90 173H87L86 171H83V172H76L77 174H75V172H70L69 171V168H68V172H70V174H68V172L66 173L64 170H62L63 171V174L65 175V177H63L61 174V178H60V176H58L57 174H59V173H61L62 171H60L59 169H58V171H60L59 173L58 172H53L52 173V168L50 169L51 171H48V168L47 167H45L44 168V172H43V165ZM86 164V163H85ZM256 164V165H255ZM32 165V166H33ZM56 165H58L57 167H56ZM152 165V164H151ZM150 165V166H151ZM254 165V167H252ZM73 166H71V167H73ZM255 167H257V168H255ZM171 168V167H170ZM232 168H234L233 170H232ZM250 168V169H249ZM46 169H47V171H46ZM143 170H145V171H148L147 169H149L148 168V166H146V168L144 167V168H142ZM217 169V170H216ZM246 169V170H245ZM258 169V170H257ZM263 171H262V170ZM93 170V171H92ZM257 170V171H256ZM29 171V172H28ZM31 171V172H30ZM37 174H35L36 176H34L33 174H34V172ZM39 171H41L40 172V174H39ZM165 171H167V172H165ZM206 171V173H208L209 174V176H207L208 174H206V178H204V172ZM217 171H219V173L217 172ZM232 171V172H231ZM235 171V172H234ZM239 171V172H238ZM23 172V171H22ZM38 172V173H37ZM46 172V173H45ZM47 172H50L49 174L47 173ZM86 172V173H85ZM133 172H137V170H134ZM216 172V173H215ZM30 173V174H29ZM55 173H57V174H55ZM66 173V174H65ZM80 173V174H79ZM221 173V174H220ZM247 173V174H246ZM251 173V174H250ZM257 173V174H256ZM48 176H47V175ZM68 174V175H67ZM71 174L74 176H71ZM82 174H84V175H82ZM134 174V173H133ZM165 174L167 175H169L170 174V177L168 176V178H166L167 176H165ZM38 175L39 176H41V177H38ZM96 175H99V174H96ZM132 175V174H131ZM164 175V176H163ZM240 175V176H239ZM45 176V177H44ZM49 176H50V178H49ZM68 176H71L70 178H71V181H70V183H72L71 184V189L73 190V188L75 187V184L77 185L76 187L77 188H79L80 187V189H82V190H80L79 189V192H81V193H78V194H75L74 192L75 191H77V189L76 190H73V193H72V191H71V194H70V190H68L67 189V187H68V185H70V184H65L64 183V185L63 186H61V180L60 179H65L66 177H68ZM242 176V177H241ZM253 176V177H252ZM33 177H35L32 181H31V179L33 178ZM37 177V178H36ZM60 179H59V178ZM63 177V178H62ZM165 177V178H164ZM172 177V178H171ZM201 177H199V179L201 178ZM260 177V178H259ZM40 178V179H39ZM73 178V179H72ZM80 178V177H79ZM79 178H77V179H79ZM169 178H171V179H169ZM204 178V179H203ZM248 178V179H247ZM262 178H263V181H261L262 180ZM22 179V180H21ZM68 179H69V177H68ZM152 179V178H151ZM151 179H149L148 180V182H150V180ZM169 179V180H168ZM232 179V180H231ZM237 179H241V180H238L239 181V183H238V181L237 182H235ZM243 179V180H242ZM244 179H245V184H244V182H242V181H244ZM253 179H255V180H253ZM16 180V179H15ZM39 180V181H38ZM73 180V181H72ZM141 180V179H140ZM140 180H138L137 182H136V180H134L135 181V185H140L139 183H141V182H139ZM176 180V181H175ZM213 180V181H212ZM215 180H216V182H218V184H219V182L221 183V184H219V185H222L223 184V186L225 185V187H224V189H223V187L222 186H218V184L215 182ZM219 180V181H218ZM249 180V181H248ZM252 180V181H251ZM59 181H60V184H59ZM75 181V182H74ZM165 181V182H164ZM170 181V182H169ZM172 181H173V183H172ZM179 181H180V183H179ZM222 181H224V183H222ZM228 181V182H227ZM231 181H234V183H237L238 185L240 184V186H238L237 185V188L239 187V189H235L236 188V186L234 185V184H232L233 182H231ZM243 183V186L245 185V187H242L241 188V182ZM28 182H29V184H31L30 185V187H28ZM37 182H38V185H36L37 184ZM45 182V183H44ZM154 182V181H153ZM164 182V183H163ZM166 182H167V186H166ZM215 183V185L214 186H212L211 184H214ZM226 182H227V184H226ZM229 182L231 183V185L229 184ZM252 182V183H251ZM258 182H260L259 184H258ZM12 183V184H11ZM27 184V185H25V184ZM75 183V184H74ZM146 183V182H145ZM158 183V184H157ZM257 183V184H256ZM262 183V184H261ZM23 184V185H22ZM40 184H41V186H40ZM63 184V183H62ZM184 184H186V185H184ZM211 186H210V185ZM251 184H253L252 186H251ZM21 185V186H20ZM33 185V186H32ZM66 185V186H65ZM79 185V186H78ZM144 185V184H143ZM160 185V186H159ZM162 185H163V188H162ZM165 185V186H164ZM175 185V186H174ZM228 185H230V186H228ZM234 185V186H233ZM249 185V186H248ZM16 186V187H15ZM62 188H61V187ZM208 186L210 187V189H212L211 191L212 192H210L209 190H207L208 189ZM219 187V188H221V189H223V190H225L224 192H223V190H222V192H221V194H219L220 193V189H219V193H214L216 190H218V189H216V190H214V187ZM247 186V187H246ZM263 186V187H262ZM33 187V188H32ZM40 187V188H39ZM65 187V188H64ZM70 187H68L69 189H70ZM90 187V186H89ZM136 187V186H135ZM160 187L162 188V189H160ZM170 187H172V188H175L176 190L175 191H171L172 192V194H170L171 192L169 191V188ZM228 187H233L234 189H230L229 188V190H231L230 191V193H228V195H227V192H226V189L225 188H228ZM26 188L28 189V191H30L29 193H28V191H26ZM38 188V189H37ZM59 188H60V190H59ZM63 188H64V192H66V191H69V193L68 192H66V193H64L62 190H63ZM140 188V187H139ZM177 188H180V190L179 189H177ZM200 188V189H199ZM204 188V189H203ZM3 189L5 190V191H3ZM42 189V190H41ZM141 188H140V191L142 190ZM145 189V190H146ZM181 189H183V190H181ZM187 190V192L190 190V189H193V190H191V191H193L194 192V189H196V192H194V195L196 194V198L198 197V199H200V201H201V194H202V196H204L203 198H202V200L204 201V202H202V203H205V202H207V200H208V196H209V202H207V204L209 203V205H208V207H204L205 206V204L203 205V204H201V202L199 201V200H197V199H195V198H192L191 197V195L193 194V192H192V194L190 195V194H188L187 192H186V190ZM37 190V191H36ZM40 190V191H39ZM59 190V191H58ZM136 190H138V194H139V189H136ZM136 190H135V192H136ZM157 190H158V192L159 191H161L160 193H158L157 192ZM163 190V191H162ZM170 190H171V188H170ZM172 190H174V189H172ZM179 190V192H177ZM184 190H185V192L188 194V195H190V197H187L186 196V193H185V195H184ZM228 189H227V191H229ZM20 191H22L21 193H20ZM34 191V193H36V194H34V193H32ZM152 191V192H151ZM169 191V192H168ZM180 191L183 193V195H182V193H180ZM190 191V192H191ZM204 191H209V192H207V193H209L211 196H212V194L214 195V197L212 198L210 195H208V196H205V192ZM263 191V192H262ZM26 192V193H25ZM59 192V193H58ZM154 192H155V194L157 193L158 194V196H156V195H153L154 194ZM163 192H165V193H163ZM232 192V193H231ZM32 193V194H31ZM38 193H40V194H38ZM42 193V194H41ZM56 193V194H55ZM59 195H58V194ZM63 193V194H62ZM173 193H175L174 195H173ZM198 193V194H197ZM200 193V194H199ZM204 193V194H203ZM206 193V194H207ZM226 195H225V194ZM255 193V194H254ZM61 194V195H60ZM70 196V199H72V201L68 198V199H64V198H66V197H64V195L65 196ZM70 194V195H69ZM132 194V193H131ZM137 195V196H135V197H137V198H139V199H141V200H143V198H144V196H145V198L144 199H147V197H146V194H142V191L140 192V195H138L137 194V192L136 193H133L132 195ZM159 194H162V195H159ZM169 194L171 195V197L169 196ZM248 194H251L252 196V198H251V202H249V203H240V204H237V205H230V200L229 199H232L234 196H237V195H240V196H245V195H248ZM37 195V196H36ZM142 195V196H141ZM144 195V196H143ZM181 195V197H179ZM194 195H192L193 197H195ZM199 195V196H198ZM254 195H255V198H257V199H261L260 201H262V202H260L259 200H257V199H253V197H254ZM12 196H14L13 197V199H11V201L10 200H7L8 199V197H10V198H12ZM42 196V197H41ZM62 196V197H61ZM155 196V197H154ZM177 196L179 197V198H177ZM182 196L184 197V199H189L188 201H189V205H190V203L192 202V201H196L195 203L194 202H192L191 204H195V206H200V208H198V207H192L191 205L189 206L188 204H182L181 202H183L184 201V199H182ZM187 198H186V197ZM250 196V195H249ZM6 197V198H5ZM16 197V198H15ZM48 197V198H47ZM142 197V198H141ZM170 197V198H169ZM205 197H206V199H205ZM230 197V198H229ZM9 198V199H10ZM38 198V199H37ZM74 198V199H75ZM181 198V199H180ZM211 198H212V200H211ZM229 198V199H228ZM2 199V200H1ZM138 199V200H139ZM193 199V200H192ZM218 199V200H217ZM12 200H17L18 201V203H17V201L15 202V201H12ZM138 200H136V201H138ZM168 200V202H171V203H166V204H164L166 201ZM177 200V201H176ZM183 200V201H182ZM190 200H191V202H190ZM221 200H229L228 202H226V203H224V202H222ZM256 200V201H255ZM6 201H7V204H5L6 203ZM11 202V204H10V202ZM20 201V202H21ZM49 201H51L50 203H49ZM161 201H163V202H161ZM179 201V202H178ZM187 201V200H186ZM198 201V202H197ZM215 201V202H214ZM9 202V203H8ZM15 204H14V203ZM26 202H28V203H26ZM44 202V203H43ZM47 202V203H46ZM172 202L174 203L175 202V204H172ZM177 202H178V204H177ZM184 203V202H183ZM198 203H200V205L198 204ZM211 203H213V204H211ZM217 203H218V205H217ZM222 203V204H221ZM4 204V205H3ZM11 206L10 208H9V205ZM16 204H20V206H21V209H19L18 208V205L16 206L17 207V209H19V213H21V215L19 214H17V209H16V207H14ZM31 204V205H30ZM177 204V205H176ZM180 204H182V206H180ZM193 204V205H194ZM3 205V206H2ZM27 205V206H26ZM43 205V206H42ZM185 207H184V206ZM203 205V206H202ZM244 205H245V207H244ZM19 206V207H20ZM29 206V207H28ZM38 206V207H37ZM178 206V212L180 211V209H181V211L183 212V214H182V212H180L181 213V215H184V216H180L182 219H181V222H180V218H178L179 216L178 215H180L178 212H177V207ZM235 208H234V207ZM237 206V207H236ZM185 208V209H189V213L193 210V209H195V210H197L198 209V212L197 211H194L193 213H195V215L193 216L192 214H188L187 213V215H186V212H184L185 211V209H182V208ZM187 207V208H186ZM190 207V208H189ZM192 207V208H191ZM204 207V208H203ZM212 207L214 208V210H212ZM222 207V208H221ZM252 207H253V211L252 212H255L254 214L251 212V214H248L249 213V209H252ZM13 208H15V209H13ZM30 208V209H29ZM42 209V210H39V209ZM167 208V209H166ZM197 208V209H196ZM232 208L234 209V210H232ZM239 208V209H238ZM38 209V210H37ZM44 209H46L47 211H49V209L51 210V212H52V210H53V212L54 213H56V214H49V212H47L46 210V212L45 211H43ZM164 209H166V210H164ZM192 209V210H191ZM235 209H237V211H239V212H237ZM15 210V211H14ZM27 210V211H26ZM30 210V211H29ZM32 210V211H31ZM34 210H36V211H40L39 213L38 212H34ZM184 210V211H183ZM186 210V211H187ZM241 210V211H240ZM247 210V211H246ZM259 210V211H258ZM21 211V212H20ZM27 212V214H24V212ZM231 211V212H230ZM3 212V213H4ZM12 212V213H11ZM25 212V213H26ZM28 212L30 213V216H29V214H28ZM31 212L33 213H38V215L37 214H34L35 215V218L33 217V214H31ZM197 212V213H196ZM199 212L201 213V214H199ZM247 212V213H246ZM40 213H42V215H43V213H44V217L40 214ZM213 213V214H212ZM257 213V215H255ZM16 214H17V216H16ZM24 214V215H23ZM46 214V215H45ZM88 213H82V215L85 217V218H83V225L85 226V227H89L88 225H90L91 223H93L92 225H90V226H92V228H94L93 227V225L95 226V218L93 217L94 215L92 214V213H89V215H87ZM210 214H212V215H210ZM7 214H6V216H8ZM31 219L30 221H29V219L28 218H25V217H27V216ZM31 215H32V217H31ZM39 216L42 220H40V218H38L37 219V223H36V218H37V216ZM48 215V216H47ZM189 215H190V217H189ZM216 215H217V217H216ZM226 215H227V217H226ZM254 215V216H253ZM20 218H19V217ZM24 216V217H23ZM54 216V217H53ZM89 216V217H88ZM186 216V217H185ZM196 216V217H195ZM202 216V217H201ZM209 216H212V217H209ZM232 216V217H231ZM16 219H18L17 220V222L16 221H14L15 220V218ZM46 217H48V218H46ZM64 217H68L67 219L66 218H64ZM169 217V218H168ZM193 217V218H192ZM205 217H206V219H205ZM209 219H208V218ZM231 217V218H230ZM3 218V219H2ZM6 218V219H5ZM7 218H9L8 219V221H7ZM25 218V221H23L22 222V220ZM86 218H87V220H86ZM88 218H90V220L88 219ZM168 218V219H167ZM195 218V219H194ZM26 219H27V221L29 222H27L26 221ZM34 219H35V221H34ZM53 220V226H55V224L56 223H58L59 225V227L58 226H55L56 227V229H58L57 231H55L54 232V230H53V228H51L52 226V223H51V221ZM57 219L58 220H62V222H61V224H60V221L58 222L57 221ZM85 219V220H84ZM145 219H147L146 217H145ZM145 219L143 220V222H142V220L140 221L141 223H143V224H148L149 223V221H145ZM236 219V220H235ZM203 220H204V222H203ZM221 220V221H220ZM34 221V222H33ZM88 221H90L91 223H88ZM167 221V222H166ZM208 221V222H207ZM8 222V223H7ZM19 222V223H18ZM22 222V223H21ZM25 222H27L28 224H26ZM86 224H85V223ZM137 222V221H136ZM172 224H171V223ZM1 223H2V226H1ZM16 223V224H15ZM30 223H31V225H30ZM50 223H51V225H50ZM160 223H161V221H160ZM8 224H9V226L10 227H13V228H10L9 226H8ZM34 224H36L37 226L35 227V228H37L38 229V231H33V232H36V233H33L30 229L32 228V227H34L35 225ZM48 224V226H46L45 227V225H47ZM180 224L184 227V228H182V226H180ZM4 225H6V226H4ZM21 225V226H20ZM33 225V226H32ZM42 225H43V227L45 228V230L46 229H50L49 231H45L44 229H43V227H42ZM57 225V224H56ZM61 225V226H60ZM168 225H170V226H168ZM187 225H188V227H196V229H193L192 230V232H194V234L193 235H188V237H187V234H190V232H191V230L190 229H192V228H190V229H188L187 228ZM190 225H193V226H190ZM195 225V226H194ZM208 225V226H207ZM210 225V226H209ZM23 226V227H22ZM32 226V227H31ZM49 226H51V227H49ZM77 226H79V225H77ZM83 226V227H84ZM169 228H168V227ZM21 227V228H20ZM31 227V228H30ZM39 227H42V228H40L39 229ZM48 227V228H47ZM207 227H209V228H207ZM10 228V229H9ZM14 228H16V230H14ZM27 228V229H26ZM29 228V229H28ZM32 229V230H37V229ZM89 228H91V227H89ZM206 228V229H205ZM211 228V229H210ZM53 231H52V230ZM55 229V228H54ZM179 229H183L182 230V232H180L181 233V236L180 237H178V235H180V233L179 232H177V231H181V230H179ZM186 229H188L187 231H186ZM198 229V230H197ZM200 229H201V232H200ZM22 230V229H21ZM27 230V233H30V234H28V235H30L31 237H29L28 236V238L26 239V236H27V233L25 232ZM40 230V231H39ZM124 230H127V231H125V232H127V233H125L124 232ZM190 230V232H188ZM195 230H197V231H195ZM10 231L12 232V234H10ZM28 231H31V232H28ZM42 231H44V232H48V233H50V231L52 232L50 235H52L53 233V235H57L58 236V238H56V235H55V238L56 239H54V236L52 237V236H50L49 234H47V235H49L50 236V238L47 236V238H45L46 237V235H45V233H43ZM69 231V232H68ZM76 231V230H75ZM209 231H210V234H212V236H210V234H209ZM41 232L44 234L43 235V237L41 236L42 234H41ZM117 233L116 234H118V231H116ZM128 232H130V233H128ZM147 232V233H146ZM175 232H177V233H175ZM188 232V233H187ZM197 232V233H196ZM217 232V233H216ZM21 233V234H20ZM22 233H24V237H23V234ZM200 233V234H199ZM227 233L229 234L230 233V235H227ZM254 233V234H253ZM36 234V237L34 236H32V235H35ZM115 234V233H114ZM120 234V233H119ZM128 234H130V236L133 238V240H131L132 238H127V237H123L124 235L126 236V235H128ZM140 234V235H139ZM184 234V235H183ZM202 234V235H201ZM224 236H223V235ZM38 235H40L39 236V238L37 239V236ZM59 235H61V236H59ZM137 235H139L140 237H138ZM176 235V236H175ZM183 235V236H182ZM214 235V236H213ZM215 235L219 238V237H221V239H225L226 237L225 236H227V238L225 239V241H222V240H220V238H219V240H217V238L215 237ZM221 235V236H220ZM113 236H117V240L118 241H120V243L121 242H123L122 240H126L127 242H129L130 243V245H129V243H128V246H129V248H131V249H129L128 248V246H127V250L129 249V251H127V254H126V257H125V253H126V251H125V249H126V245L124 246V251L122 252V253H124V256L123 257H125V258H123L122 257V253H120L122 250H123V248H122V250H120L119 249V246H120V248L123 246L122 244L124 243L125 244V241L123 242V243H118L117 244V242H116V240H115V238L113 237ZM129 236V235H128ZM169 238V239H167V237ZM191 236V237H190ZM223 236V237H222ZM60 237V238H59ZM190 237V238H189ZM197 237V238H196ZM213 237H215L214 239H213ZM229 237V238H228ZM20 238V240L22 241V242H25V241H23L22 239ZM48 238H49V240H48ZM70 238V239H69ZM123 238V239H122ZM137 240L138 238H141V240H139V241H137V243L140 245V247L139 246H137V244L135 245V243L136 242H134V240L135 239ZM188 238V239H187ZM204 238V239H203ZM206 238V239H205ZM210 238H212V240L210 239ZM37 239V240H36ZM45 239H47V241L45 240ZM65 241H64V240ZM107 239V240H106ZM130 239V240H129ZM183 239V240H182ZM194 239H196V241L194 240ZM223 239V240H224ZM230 239H234V240H231V241H233V242H231L230 241ZM37 241V242H35V241ZM38 240H40V241H38ZM52 240V239H51ZM187 240H189V241H187ZM200 240H201V242H200ZM33 241V242H32ZM55 241H52L53 242V244H51L52 242H50V244L49 245H47L46 243L44 244L45 246H48L47 247V249L46 248H42L44 245H43V242H41L42 243V245H41V247H39L40 246V244L38 243L37 244V250L40 252V249L42 248V250L43 249H45L44 251L46 252L45 253V255L46 256H50L51 255V253H52V255H53V253L55 252V254H56V249H55V247H54V245L56 244V246H58V244H59V242H55ZM67 241V242H66ZM131 241V242H130ZM134 242V244H133V242ZM197 241H199L200 243H197ZM222 241V242H221ZM0 242H1V245H0V247L2 246V241L0 240ZM116 242V244L117 245H119V246H116V244H114V243ZM127 242H126V244H127ZM145 242V243H144ZM165 242V243H164ZM193 242V245L191 244ZM225 242V243H224ZM247 242H248V244H247ZM35 243V244H34ZM67 243V245H64V244H66ZM112 243H113V245H114V247L112 246ZM132 243V244H131ZM169 243V244H168ZM172 243V244H171ZM194 243H195V245H194ZM225 245H224V244ZM236 243H238V244H236ZM111 244V247L109 246V245ZM191 244V245H190ZM223 244V245H222ZM122 245V246H121ZM133 245H134V247H133ZM171 245V246H170ZM240 246L239 247V251H238V246ZM44 246V247H45ZM50 246H52V247H50ZM65 246H66V248H65ZM104 246H105V249H104ZM108 246V247H107ZM115 246H116V248H115ZM131 246V247H130ZM165 246H169V247H165ZM173 246V247H172ZM174 246H176L175 247V249H174ZM193 246H195V249H193L192 247ZM198 246V247H197ZM225 246H226V249H225ZM228 246V247H227ZM53 247H54V249H53ZM58 247V248H59ZM67 247H68V251H67ZM71 247V248H70ZM113 247V248H112ZM117 247H118V250H117ZM135 247H137V248H139L140 250H138L137 248H135ZM160 247V246H159ZM180 249H179V248ZM189 247H191V248H189ZM219 247H221V248H223L224 250H226V252L224 253V255H222L223 253L222 252H224L223 251V249H221L220 248V250H222V252L220 251V250H218L219 249ZM52 248V250L54 251H49L50 249ZM57 248V247H56ZM108 248V249H107ZM112 249V250H114V251H112V250H110V249ZM155 248H157V251L159 250L160 251V254L157 252V254H156V252H155ZM229 248V249H228ZM49 249V250H48ZM64 249H66V250H64ZM103 249L105 250V251H107V252H104L103 251ZM168 249V250H167ZM214 249V250H213ZM231 249V250H230ZM241 249H243V250H241ZM34 250V249H33ZM72 250V251H71ZM108 250H110L109 251V253H108ZM148 252H147V251ZM205 250H206V252H205ZM230 250V251H229ZM60 250H57V253H61V252H59ZM99 251V252H98ZM103 251V252H102ZM117 251V252H116ZM136 251V252H135ZM165 251H167V252H171V253H167V252H165ZM176 251H179V252H176ZM217 251L219 252V253H217ZM38 252V253H39ZM48 252V253H47ZM49 252H51V253H49ZM92 252V251H91ZM101 252V253H100ZM112 252H115V254L113 253L112 254ZM129 252V253H128ZM134 252V253H133ZM162 252V253H161ZM217 253V254H215V253ZM222 254H221V253ZM238 252L240 253V254H238ZM24 253V248H23V250H22V252L20 253V254H18V255H16L17 256V258H23L22 256V254ZM98 253L99 254H101V255H98ZM117 253V254H116ZM120 253V254H119ZM179 253V254H178ZM190 255H189V254ZM47 254H50V255H47ZM102 254H104V255H102ZM110 254H111V256H110ZM131 254V255H130ZM154 254H155V256H154ZM170 254V257L168 256V255ZM183 254L184 255H188L189 256V258H184V256H183ZM39 255H40V257H39ZM41 255H42V253L40 252L39 254H38V256L37 255H33L32 254V256L31 257H33V258H31L30 257V262H31V264H33V263H36V262H40L41 264H42V262H43V264H45V261H46V264H49V262L47 263V260L48 259H50L51 258V256L50 257H48V259H46V260H44L45 258H47L46 256H44L43 255V260L41 259L40 260V258H41ZM57 255H61V254H57ZM113 255V256H112ZM115 255H116V257H115ZM118 255H121V256H118ZM138 255H140V256H138ZM162 255V256H161ZM166 255H167V258H166ZM213 255H214V257H213ZM215 255L216 256H218L216 259H218V261L215 259ZM227 255V256H226ZM259 255V256H258ZM54 256V255H53ZM52 256V257H53ZM93 256V258H91ZM129 256H131V258L129 257ZM190 256L192 257L191 259H190ZM213 257L214 259L212 260V258L211 257ZM254 256V257H253ZM257 256V257H256ZM81 257V256H80ZM79 257V258H80ZM108 257V258H107ZM112 257V259H111V261H110V258ZM120 257V258H119ZM122 257V258H121ZM127 257H129V258H127ZM39 258V259H38ZM82 258V257H81ZM102 258V259H101ZM104 258H106L105 260H104ZM114 258V259H113ZM153 258V259H152ZM165 258V259H164ZM184 258V259H183ZM242 258V259H241ZM261 258V259H260ZM28 259V258H27ZM26 259V260H27ZM90 259H92L91 261H92V263H91V261H90ZM125 260V263L123 262L124 260ZM147 259H150V260H147ZM151 259L152 260H154L153 262L151 261ZM156 259V260H155ZM160 259H162V260H164V261H162V260H160ZM187 259V260H186ZM211 259V260H210ZM242 261H241V260ZM51 260V259H50ZM50 260H48V261H50ZM109 260V261H108ZM115 260H117L116 262H114ZM119 260V261H118ZM214 260H216V261H214ZM255 260V261H254ZM131 261V262H130ZM151 261V262H150ZM161 261V262H160ZM212 261H214L213 263H212ZM241 261V262H240ZM27 264H29L30 262L27 260ZM107 262H109V263H107ZM111 262V263H110ZM126 262H128V263H126ZM140 262V263H139ZM148 262H150V263H148ZM160 262V263H159ZM210 262V263H209ZM240 262V263H239ZM40 263H37V264H40ZM154 264V263H153Z\"/></svg>",
	"mask_w": 264,
	"mask_h": 264
},
{
	"label": "clouds",
	"instance_id": "9594fccd",
	"mask_svg": "<svg viewBox=\"0 0 264 264\" xmlns=\"http://www.w3.org/2000/svg\"><path fill=\"white\" fill-rule=\"evenodd\" d=\"M171 36L175 41L198 43L201 39V27L197 20L177 17L171 26Z\"/></svg>",
	"mask_w": 264,
	"mask_h": 264
}]
</instances>
